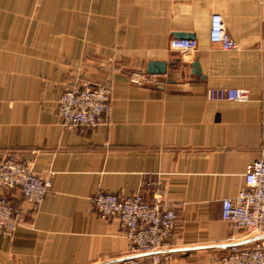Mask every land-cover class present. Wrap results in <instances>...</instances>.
Instances as JSON below:
<instances>
[{"label": "crops", "instance_id": "1", "mask_svg": "<svg viewBox=\"0 0 264 264\" xmlns=\"http://www.w3.org/2000/svg\"><path fill=\"white\" fill-rule=\"evenodd\" d=\"M215 14L235 50L210 43ZM175 39L195 40L196 51L172 50ZM149 62L166 63V74L136 86ZM81 83L111 89L109 122L94 130L59 124L60 96ZM217 88L245 90L249 100H207ZM7 157L30 163L51 186L38 205L8 193L23 224L0 236V264L127 256L119 222L93 208L99 192L163 196L177 215L160 250L168 264H217L230 244L251 245L256 237L222 220L221 202L264 158V0H0V160Z\"/></svg>", "mask_w": 264, "mask_h": 264}, {"label": "built area", "instance_id": "2", "mask_svg": "<svg viewBox=\"0 0 264 264\" xmlns=\"http://www.w3.org/2000/svg\"><path fill=\"white\" fill-rule=\"evenodd\" d=\"M209 41L223 51L237 48L226 33L220 15L210 22ZM182 54L196 51L191 39H175L169 44ZM136 86L157 85V75L134 74ZM206 98L214 102L245 103L248 92L240 89H208ZM111 89L108 85L83 84L64 92L57 106L59 124L66 129L94 130L109 122ZM51 186L49 176L33 172L30 163L14 158L0 160V236L15 232L23 224L21 212L12 206L8 193L16 191L33 205L41 203ZM91 203L103 219H116L124 230L128 254L112 264H168L169 256L160 254L161 248L176 227L177 215L159 192L150 200L140 193L125 197L99 192ZM221 218L232 229L258 238L251 245H231L217 264H264V158L249 164L244 173V187L238 194L221 202ZM148 261V262H147Z\"/></svg>", "mask_w": 264, "mask_h": 264}, {"label": "water", "instance_id": "3", "mask_svg": "<svg viewBox=\"0 0 264 264\" xmlns=\"http://www.w3.org/2000/svg\"><path fill=\"white\" fill-rule=\"evenodd\" d=\"M180 38H190V36H179ZM167 65L164 62H149L147 64L145 72L149 75L163 76L166 74ZM258 238H256L257 240ZM233 244H230V246ZM238 245V244H234ZM229 246V247H230Z\"/></svg>", "mask_w": 264, "mask_h": 264}, {"label": "rangeland", "instance_id": "4", "mask_svg": "<svg viewBox=\"0 0 264 264\" xmlns=\"http://www.w3.org/2000/svg\"><path fill=\"white\" fill-rule=\"evenodd\" d=\"M83 84H86V83H81L80 85L77 84V85H75L74 87L81 86V85H83ZM89 84H91V83H89ZM97 85H107V84H97ZM74 87H73V88H74ZM227 251H228V250H227ZM226 253H227V252H226ZM226 253H225V254H226ZM225 254H223V255H225ZM223 255H221V256H223ZM221 256H219V257H221ZM219 257H218V258H219Z\"/></svg>", "mask_w": 264, "mask_h": 264}]
</instances>
